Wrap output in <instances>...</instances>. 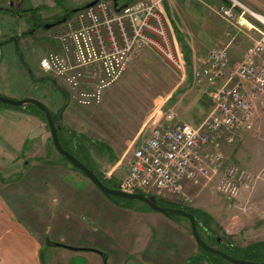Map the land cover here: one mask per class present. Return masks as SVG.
<instances>
[{"label": "rangeland", "instance_id": "rangeland-1", "mask_svg": "<svg viewBox=\"0 0 264 264\" xmlns=\"http://www.w3.org/2000/svg\"><path fill=\"white\" fill-rule=\"evenodd\" d=\"M10 1L11 5L5 3L2 6L6 10L0 9V40L2 41L15 33L30 29L33 23H54L65 16L68 7H74L88 0H23L21 1V6L18 5L19 0ZM195 1H199L198 3L203 10L201 13L200 8L197 7V11L195 10L194 12L196 16H183L182 13L179 16L180 9L175 2L163 1V9L168 20L171 36L168 28L167 30L170 40L172 38V46L180 50L183 60L185 53L192 66H197L213 47L215 48L219 45L224 47L227 44L225 38H221L219 43L216 41L213 45L209 44L213 35L211 26H219L220 30L223 28V31L228 27L223 19L224 17L219 15V8L205 5L206 3H211L209 0ZM238 1L253 11L264 15V4H255V1L251 3L252 0ZM256 1L261 2L264 0ZM48 2L51 5L46 6ZM171 7L174 8L172 9ZM26 8H37V11H35L36 13L27 12L28 9ZM239 11H241V8H239ZM20 12L23 14L20 15ZM71 17L68 15L67 20ZM253 20L255 19L253 18ZM255 23L258 31L264 30L259 27V23ZM63 26L64 24L62 23L55 25L49 30H37V34H42L41 40L44 46H35V53L32 54L25 51L22 46L15 51L11 43L0 46V96L16 100L27 97L38 100L39 98L43 99L41 94L44 92L45 87L42 85L38 87L32 86L27 73L24 72L19 55L25 58L33 70L37 69L39 59L44 53H47L48 50L58 49L56 44L55 47L50 46V42H56L54 37ZM258 31L243 34L229 47L228 50L233 58V65H236L240 60L252 39L260 35ZM34 39L37 40V37L27 38L22 41V45H26L27 40H30L35 45ZM191 45L194 51L190 48ZM187 68L188 66L185 68L169 65L154 50L143 49L131 58L128 68L114 83L104 87L100 102H93L90 105L80 104L73 99L70 95L76 90L73 91L61 83L66 87L69 97L62 119L59 121L62 128L61 142L66 145L74 137V141L78 140L79 147L84 152L85 160L94 169L95 173L103 180L109 181L110 184L119 185L120 180L124 178L128 171L134 148L141 142L142 138L144 139L150 128L161 119L163 114L171 109L177 114L179 113L181 115L179 117L182 120L184 118L189 120V116L186 117V114H190L194 110V103L196 101L200 102L207 97V94L203 91V83L193 82L190 76L187 77V71H190V69L186 70ZM49 95L50 97L43 99V101L57 115V110L63 101L60 94L54 89L49 90ZM259 114H261V111H258L255 116ZM255 123L256 118L254 120ZM256 126L259 127L255 124L253 132ZM234 141L235 139L229 144ZM260 141L264 143V132L260 137ZM222 142L224 141L220 142V148L225 157L224 165L229 162L235 163L226 158L222 149ZM55 165L70 167L74 172L86 179L54 149L48 125L34 106L26 105L24 108H18L0 102V195L11 204L14 210L16 207L14 205L18 204L19 201L22 204L25 203L24 206H28L29 209L19 206L28 212L24 216V220L30 221L32 217H34L33 220L39 219L30 210H34L33 203L37 200L35 194L40 189L41 179L46 178L53 171V168L56 167ZM255 175H257L258 180L260 176L258 174ZM212 176L199 180H210L209 182L215 184V182L211 181ZM194 183L187 182L185 184ZM191 187H186L188 189L186 190L187 192L184 190L186 193L185 201L179 198H173L172 201L171 198L168 199L164 196H159V200L162 199L165 202H174L192 208L190 206L193 204V198L190 194ZM253 189L254 187L250 190H244L245 192L241 196L244 193H251ZM216 191H214L215 194ZM49 196V193L45 194L46 203H48ZM219 196L221 195L219 194ZM206 199L209 200L207 196ZM124 203L136 209L150 210L146 204L140 201L124 200ZM132 213L134 212H129L127 215L129 219H142L137 215L138 212L135 213V217H133ZM169 218L177 225V227H171L172 222H169L167 225L170 230H175V233L179 235L181 231L178 226H180L181 222H184L186 232H188L190 237L192 236L189 222L185 217L172 214ZM200 218L202 219L201 216ZM201 219L198 225L201 236L210 241V243H214L211 234L209 236L203 234L205 231L202 226H205V222ZM142 220L145 221L144 219ZM201 223L203 225H200ZM209 223L207 229L210 233L224 237L219 225L212 222V220ZM157 234H159V231ZM166 237H168L167 234ZM224 251H228L232 255L246 256V260L259 259L262 254L247 256L241 252L235 253L232 249H224ZM210 256L213 258L218 257L214 254ZM226 263L232 264L227 261Z\"/></svg>", "mask_w": 264, "mask_h": 264}, {"label": "built area", "instance_id": "built-area-1", "mask_svg": "<svg viewBox=\"0 0 264 264\" xmlns=\"http://www.w3.org/2000/svg\"><path fill=\"white\" fill-rule=\"evenodd\" d=\"M163 1L131 0L114 6L100 0L78 11L55 35L58 49L39 60L41 71L76 90L70 96L80 104L90 105L100 102L104 87L143 49L154 50L169 65L186 67L169 38ZM218 8L228 26L227 44L213 47L192 71L193 80L209 88L210 113L191 124L167 110L134 148L119 189L186 199L184 181L196 182L221 170L216 189L227 200H237L254 187L257 175L235 163L224 165L220 142L229 144L236 133L253 131L255 114L264 112V30L258 31L255 23L264 29V15L238 0H222ZM256 30L260 35L231 65L229 47Z\"/></svg>", "mask_w": 264, "mask_h": 264}, {"label": "crops", "instance_id": "crops-1", "mask_svg": "<svg viewBox=\"0 0 264 264\" xmlns=\"http://www.w3.org/2000/svg\"><path fill=\"white\" fill-rule=\"evenodd\" d=\"M89 1L68 8L80 7ZM167 1L176 3L180 9L179 16L181 13L183 16H196L197 7L201 13L203 11L199 1ZM209 1L211 3H206V6L217 8L220 0ZM254 1L258 5L264 4V1L256 0L251 3ZM5 3L11 5L10 0H0L1 10H6L2 8ZM49 5L48 2L46 6ZM218 27L211 26L210 45L224 38L223 28L220 30ZM50 43L55 47V42ZM190 48L194 51L192 45ZM203 85L207 100L196 101L194 110L186 114L189 120L184 118L191 124L200 122L212 107L209 89ZM256 116L255 124L259 127L256 126L254 132H239L232 144L222 142L226 158L260 176L251 193H244L233 202L219 196L216 183L222 170L212 176L211 181L215 184L210 180H199L194 184H185L187 181H184L182 184L185 192L188 190L186 187L192 186L193 204L190 206L204 211L212 222L219 225L225 237L222 243L228 240L237 248L264 242V143L260 141L264 132V113ZM55 166L46 178L41 179L40 189L35 194L34 210H30L42 220H33L34 217L30 221L24 220L28 212L19 206L29 209L28 206L19 201L14 210L0 195V264H186L190 257L196 255L199 260H204L202 264H217L215 258L200 253L193 237L186 232L184 222L178 226L181 231L178 235L168 227L169 222H172L171 227H177L169 217L152 210L136 209L126 203L116 204L70 167ZM46 192L50 194L48 203ZM129 212H134L133 217L138 212L137 215L145 221L129 219ZM66 246L85 249L75 250ZM102 254L106 255V262Z\"/></svg>", "mask_w": 264, "mask_h": 264}, {"label": "water", "instance_id": "water-1", "mask_svg": "<svg viewBox=\"0 0 264 264\" xmlns=\"http://www.w3.org/2000/svg\"><path fill=\"white\" fill-rule=\"evenodd\" d=\"M21 1L19 0V6H21ZM99 0H91L88 3L84 4L83 6L72 8L70 12L66 13L65 16H63L60 20H57L54 23H49V24H44L43 29L44 30H49L50 28L54 27L55 25H60L61 23H64L67 19V16L69 13H76L82 9L85 8H90L93 5H95ZM118 1L121 0H112L113 5L117 6ZM13 42L15 46L17 47L18 50V42H17V35L14 36L13 38H9L8 40L1 41L0 45H4L6 43ZM20 59H22L21 55ZM29 73L30 70H28ZM0 102L5 103L14 107L18 108H24L26 105H32L34 107H37L44 115L46 123L49 128V133H50V138L52 145L54 149L59 153L63 158H65L79 173H81L84 177H86L106 198L110 200H114V197H119V198H124L127 200H132V201H140L146 204L151 210L159 212L167 217L171 216L172 214H176L178 216L185 217L188 222H189V228L191 235L197 245L198 248L215 254L222 258L223 260L232 263V264H264L263 261H253V260H246V259H241V258H235L213 246L208 245L203 238L200 236L199 231H198V225H199V220L198 218L191 212L186 211L182 208H173V207H165V206H160L158 204V198L155 195L152 194H145L142 192H136V193H128L124 192L118 188L114 187H109L107 186L104 182L103 179L100 178L94 171H92L87 165L82 163L79 159H77L74 155H72L70 152H68L66 149L63 148L59 136H58V130H59V121L62 119L63 115V110L59 112L58 115V120L57 123L55 124L53 120V115L49 111V109L38 99L32 98V97H27V98H22L19 100L16 99H11L7 97H2L0 96ZM52 245H60V246H65L63 244L59 243H53L50 242ZM75 250L78 249H85V248H78V247H72V246H66ZM104 262H106V255L102 254Z\"/></svg>", "mask_w": 264, "mask_h": 264}, {"label": "trees", "instance_id": "trees-1", "mask_svg": "<svg viewBox=\"0 0 264 264\" xmlns=\"http://www.w3.org/2000/svg\"><path fill=\"white\" fill-rule=\"evenodd\" d=\"M130 1V0H129ZM37 8H35V9H30V10H28L27 12H30V11H32V13L34 12V13H36L35 11H37L36 10ZM68 10V11H67ZM66 10V12L68 13V12H70V10H69V8ZM9 11V10H8ZM22 13V12H21ZM23 14V13H22ZM22 14H20V15H22ZM73 14L72 13H69V16H72ZM184 56H185V58H184V61H185V63H186V66H188V67H190V61H189V58H188V56L186 57V55H185V53H184ZM188 59V60H187ZM36 108V107H35ZM41 114V113H40ZM41 116L43 117V115L41 114ZM43 119L45 120V118L43 117ZM61 132H62V130H59V132H58V136H59V140H60V142H61ZM61 144H62V146H63V148L64 149H66L68 152H70L72 155H74L77 159H79L82 163H84L85 165H87L92 171H94V169H92V167H90V165H88V163H87V161L85 160V158H84V152H83V150L81 149V147H79V142H78V140L75 142L74 141V137L69 141V143H67L66 145H64L62 142H61ZM64 159V158H63ZM74 168V167H73ZM95 172V171H94ZM97 174V173H96ZM99 176V175H98ZM100 177V176H99ZM101 178V177H100ZM103 182L107 185V186H109V187H114V188H118V185L117 184H113V183H109V181H107V180H103ZM160 199V198H159ZM124 200H127V199H124V198H119V197H114V203H116V204H123L124 203ZM129 201H131V200H129ZM158 204L160 205V206H165V207H173V208H182V209H184V210H186V211H189V212H191V213H193L198 219H199V221H200V216L202 217V219H203V221L205 222L204 224H205V226H202L203 227V230L205 231V232H208V236L211 234L212 235V239L214 240V243H210V241H208V240H206L204 237H202L203 238V240L208 244V245H210V246H215L217 249H219V250H221V251H223V252H225V253H227V254H230L228 251L226 252V251H224V249H232L233 250V252H235V253H239V252H241V253H243L244 255H247V256H252L253 254L254 255H260L261 253V257L259 258V259H256V260H254V261H263L264 260V242H258V243H254V244H251V245H248V246H246V247H244V248H237V247H234V246H232L230 243H229V241L227 240V242H225V244L224 243H222V241H223V237H219L217 234H212V233H210L209 231H208V225L210 224L209 223V221L211 220V218H210V216L207 214V213H205L204 211H202V210H196V209H194V208H188V207H185V206H183V205H181V204H178V203H174V202H165L164 200H158ZM148 207V206H147ZM201 219V220H202ZM200 225H203V223H201ZM198 231H199V233H201L200 232V228L198 227ZM218 241V242H217ZM235 250V251H234ZM199 251H200V253L201 254H203V255H213L212 253H209V252H206V251H204V250H202V249H200L199 248ZM215 255V254H214ZM231 256H233V257H235V258H241V259H247V257L246 256H243V255H237V254H235V255H232V254H230ZM219 258V259H218ZM199 257L196 255V256H193V257H190V259L189 260H187L186 261V264H202L203 263V261L204 260H199ZM218 261L217 262V264H228V263H226V261L225 260H223L222 258H220L219 256L217 257V258H215V261ZM216 264V263H215Z\"/></svg>", "mask_w": 264, "mask_h": 264}, {"label": "flooded vegetation", "instance_id": "flooded-vegetation-1", "mask_svg": "<svg viewBox=\"0 0 264 264\" xmlns=\"http://www.w3.org/2000/svg\"><path fill=\"white\" fill-rule=\"evenodd\" d=\"M43 23H33L32 25H31V27H30V29H28V30H26V31H20V32H18V33H15L14 35H11V36H9L6 40H8L9 38H13L14 36H16L17 35V44H18V49L20 48V46H22L23 47V49L25 50V51H27V52H29V53H35V46H37V47H41V46H44L43 45V42H42V40H41V38H42V34H37L36 33V31L37 30H42L43 28ZM44 30V29H43ZM33 37H37V40H35L34 39V44L35 45H33L32 44V42L30 41V40H27V42H26V45H22V41L23 40H25V39H27V38H33ZM2 40H0V42H1ZM3 41H5V40H3ZM9 43H11L12 45H13V47H14V49H15V51L17 50V47L15 46V44L13 43V42H9ZM1 46V45H0ZM22 66H23V69H24V72L25 73H27V75H28V78H29V80H30V83L32 84V86L33 87H35V86H43V87H45V90H44V92L41 94V96L43 97V99H48V97H50V95H49V90L50 89H54L55 91H57L59 94H60V96H61V100L63 101V103H62V105L61 106H59V108H58V110H57V112H58V114L56 115V114H54V112L51 110V109H49V107H48V105L46 104V103H44V101H43V99H40L39 98V100L49 109V111L52 113V115H53V120H54V122H55V124L57 123V120H58V115H59V112L61 111V110H63V112H64V109H65V107H66V105H67V103H68V94H67V89H66V87L65 86H63L62 84H61V82L59 81V80H57V79H55L54 77H52L51 75H49V74H45V73H43L41 70H40V68H37V69H35V70H33L32 68H31V66L29 65V63L25 60V58H23L22 57ZM21 60V59H20ZM39 63V62H38ZM38 67H39V65H38ZM28 70H30V72L31 73H29V71ZM36 109L38 110V112L39 113H41L42 115H43V113L36 107ZM43 117H44V115H43ZM45 118V117H44ZM45 122H46V120H45ZM47 124V123H46ZM62 128H61V125H60V123H59V130H61ZM204 235H207L208 234V232H205V233H203ZM218 242V241H217Z\"/></svg>", "mask_w": 264, "mask_h": 264}, {"label": "bare ground", "instance_id": "bare-ground-1", "mask_svg": "<svg viewBox=\"0 0 264 264\" xmlns=\"http://www.w3.org/2000/svg\"><path fill=\"white\" fill-rule=\"evenodd\" d=\"M260 18H262V19L264 20V16H260ZM55 44H56V46H57V43H56V42H55ZM57 47H58V46H57ZM209 51H210V50H209ZM209 51L207 52V54L209 53ZM47 53H48V52H47ZM45 54H46V53H45ZM207 54H206V56H207ZM228 55H229V58H230V64L233 65V58H232V56L230 55L229 50H228ZM206 56H205V57H206ZM199 64H200V63H199ZM199 64H197V66H198ZM197 66H192V65H190V67H188V68L186 69V70H189V69H190V71H187V72H188L187 77L190 76V78H191V80H192L193 82H195V81H194L193 78H192V71H193V69L196 68ZM186 67H187V66H186ZM186 67H185V68H186ZM127 68H128V67H127ZM186 70H185V71H186ZM203 84H204V83H203ZM212 106H213V105H212ZM211 109H212V107H211ZM210 111H211V110H210ZM210 111H209V113H210ZM209 113H208V114H209ZM208 114H207V115H208ZM178 115H179V114H178ZM207 115H206V116H207ZM184 121H185V120H184ZM250 132H251V131H250ZM237 134H238V133H236V134L234 135V139H235V136H236ZM187 182H188V181H187ZM183 183H184V182H183ZM183 183H182V184H183ZM216 190H217V189H216ZM122 191H123V190H122ZM124 192H125V191H124ZM137 192H140V191H137ZM217 192H218V191H217ZM128 193H130V192H128ZM131 193H136V192H131ZM142 193H144V192H142ZM145 194H147V193H145ZM152 195H153V194H152ZM220 195H221V194H220ZM155 196H156V197L158 198V200H159L160 197L157 196V195H155ZM164 197H165V196H164ZM167 198L169 199V197H167ZM174 198H175V197H174ZM177 198H179V197H177ZM171 199H172V201H173V198H171ZM179 199L182 200L183 198H179ZM225 199H226V198H225ZM183 200H184V199H183ZM185 200H186V199H185ZM185 200H184V201H185ZM226 200H227V199H226ZM112 201H113V200H112ZM227 201H228V202H233V201H235V200H227ZM199 234H200V233H199ZM200 236H201V234H200Z\"/></svg>", "mask_w": 264, "mask_h": 264}]
</instances>
